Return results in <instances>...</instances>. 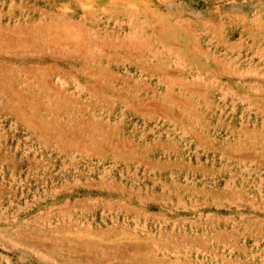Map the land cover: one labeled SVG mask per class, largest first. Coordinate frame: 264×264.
<instances>
[{
    "label": "rangeland",
    "instance_id": "obj_1",
    "mask_svg": "<svg viewBox=\"0 0 264 264\" xmlns=\"http://www.w3.org/2000/svg\"><path fill=\"white\" fill-rule=\"evenodd\" d=\"M0 264H264V0H0Z\"/></svg>",
    "mask_w": 264,
    "mask_h": 264
}]
</instances>
